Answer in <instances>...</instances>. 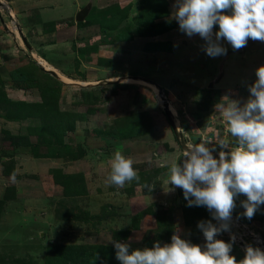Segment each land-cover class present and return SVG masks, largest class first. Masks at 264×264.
<instances>
[{
  "label": "rangeland",
  "instance_id": "obj_1",
  "mask_svg": "<svg viewBox=\"0 0 264 264\" xmlns=\"http://www.w3.org/2000/svg\"><path fill=\"white\" fill-rule=\"evenodd\" d=\"M1 1L0 264H55L48 244L56 243L82 245L121 264L114 242L129 244L131 253L170 244L177 232L203 247L199 222L218 223L205 206H187L183 190L168 185L165 162L182 165L185 150L158 88L184 144L225 138L227 122L214 106L247 102L256 70L264 66V42L249 40L235 50L221 40L226 55L210 57L204 39L180 31L175 0H165L167 15L156 19L173 22L170 32L130 40L113 35H125L142 6L162 0H95L82 26L75 13L43 19L36 0ZM106 33L112 36L104 39ZM38 61L59 76L43 74ZM46 89L52 94L44 99ZM130 125L139 134L116 136L128 134ZM208 146L218 158L216 141ZM117 150L133 159L139 182L123 188L106 183ZM243 200L236 198L232 215L264 244V205L249 220ZM216 239L231 242L225 233ZM243 251L235 240L231 255L239 261Z\"/></svg>",
  "mask_w": 264,
  "mask_h": 264
},
{
  "label": "clouds",
  "instance_id": "obj_2",
  "mask_svg": "<svg viewBox=\"0 0 264 264\" xmlns=\"http://www.w3.org/2000/svg\"><path fill=\"white\" fill-rule=\"evenodd\" d=\"M173 8L180 31L204 39L210 57L226 55L221 40L235 50L246 47L249 40L264 42V0H175ZM217 25L219 31L214 33ZM255 75V83L249 86L250 98L243 106L235 100L214 106L227 122L225 138L200 143L186 140L182 165L176 160L165 162L168 185L183 190L187 206H205L218 222H199L206 244H193L177 232L170 244L161 246L157 242L152 248L130 253L129 244L116 241V258L121 264H264V250L248 245L244 258L237 261L231 255L235 236L231 242L216 239L231 231L238 196L246 197L241 206L249 220L264 205V66ZM213 141L221 149L218 158L213 155L216 149L208 146ZM109 164V185L123 188L140 181L133 159L121 151L115 152ZM144 187L153 189L147 183Z\"/></svg>",
  "mask_w": 264,
  "mask_h": 264
},
{
  "label": "trees",
  "instance_id": "obj_3",
  "mask_svg": "<svg viewBox=\"0 0 264 264\" xmlns=\"http://www.w3.org/2000/svg\"><path fill=\"white\" fill-rule=\"evenodd\" d=\"M160 4V5H159ZM146 4L142 6L137 12L135 18V24L129 25L126 29L125 35L123 33L114 34L115 40H130L134 36H154L160 33L169 31L174 27V23L169 20L156 21V19H161L167 15V2L162 0V3ZM119 20H122L126 15L128 16L129 6L126 7ZM86 21H78L76 24L82 26ZM108 33L104 34V39L110 38ZM40 68V67H39ZM40 70H42L40 68ZM42 73L48 75L46 71L42 70ZM49 76V75H48ZM50 77V76H49ZM59 82V81H58ZM52 90L46 89L43 93V98L46 99L47 95H51ZM130 130L128 134L121 135L118 133L117 137H131L139 134L137 126L130 125ZM52 251V258H56L57 263L55 264H113L114 262L105 261L103 258L94 255V253H86L82 245L75 244H48ZM57 254V255H56ZM59 259V260H57ZM63 260V262H62Z\"/></svg>",
  "mask_w": 264,
  "mask_h": 264
},
{
  "label": "crops",
  "instance_id": "obj_4",
  "mask_svg": "<svg viewBox=\"0 0 264 264\" xmlns=\"http://www.w3.org/2000/svg\"><path fill=\"white\" fill-rule=\"evenodd\" d=\"M9 5L15 0H5ZM89 0H36L37 6L40 8V14L43 15V19L55 20L64 19V15L76 14L77 11L82 8ZM95 0H92V5ZM92 7V6H91ZM11 13L14 14V10L10 8ZM170 32V31H168ZM166 33V32H165Z\"/></svg>",
  "mask_w": 264,
  "mask_h": 264
},
{
  "label": "water",
  "instance_id": "obj_5",
  "mask_svg": "<svg viewBox=\"0 0 264 264\" xmlns=\"http://www.w3.org/2000/svg\"><path fill=\"white\" fill-rule=\"evenodd\" d=\"M0 5L4 6V4L2 3V1L0 0ZM91 6H92V0H89L82 8H80L76 15H75V20L78 22V21H83L84 18L86 17V15L89 13L90 9H91ZM18 31H19V34H20V37L23 41V43L26 45L27 49L31 51V46L29 45L28 41L26 40V38L22 35V31L18 28ZM32 53V52H31ZM40 65V64H39ZM41 69H43L44 71L46 72H49L50 74H53L55 76H58L53 70H49V69H46L44 68L43 66H41ZM212 85V84H210ZM158 95H160L162 97V102H163V110H164V113L166 114L168 120L170 121L171 123V126H172V129L174 131V133L178 136L179 140H180V144L181 146L184 147V150H185V144H184V140H183V137L182 135L180 134V132L178 131L177 127H176V124L174 122V119H172L171 115H170V111H169V106H168V101L165 99V97L162 96V90L160 88H158Z\"/></svg>",
  "mask_w": 264,
  "mask_h": 264
},
{
  "label": "built area",
  "instance_id": "obj_6",
  "mask_svg": "<svg viewBox=\"0 0 264 264\" xmlns=\"http://www.w3.org/2000/svg\"><path fill=\"white\" fill-rule=\"evenodd\" d=\"M9 14H11L10 11H9ZM215 222H216V220H215ZM230 223H231V229H233V230L230 232H224V233L230 237H232L234 235L235 240L238 241L239 245L243 248L244 251H245V247L248 246L247 240L253 246H257L260 248H261V245L264 246V244L262 243L263 240L260 238V236L258 234L254 233L250 229V227L247 223L242 222L239 219H236L235 216H233V215H232V220ZM245 237H246V239L244 240Z\"/></svg>",
  "mask_w": 264,
  "mask_h": 264
},
{
  "label": "bare ground",
  "instance_id": "obj_7",
  "mask_svg": "<svg viewBox=\"0 0 264 264\" xmlns=\"http://www.w3.org/2000/svg\"><path fill=\"white\" fill-rule=\"evenodd\" d=\"M34 53L32 52V55H33ZM38 63L41 65V66H43L39 61H38ZM44 68H46L45 66H43ZM46 69H48V68H46ZM49 70H52V69H49ZM54 71V70H53ZM56 74H57V72L56 71H54ZM58 76H59V74H57ZM65 82V81H64ZM81 84H84V83H81ZM85 84H87V83H85ZM154 86V85H153ZM155 87V86H154ZM156 88V87H155ZM162 98V97H161Z\"/></svg>",
  "mask_w": 264,
  "mask_h": 264
}]
</instances>
